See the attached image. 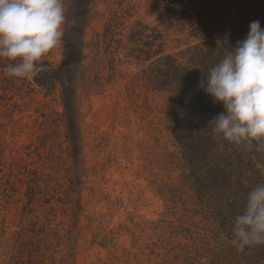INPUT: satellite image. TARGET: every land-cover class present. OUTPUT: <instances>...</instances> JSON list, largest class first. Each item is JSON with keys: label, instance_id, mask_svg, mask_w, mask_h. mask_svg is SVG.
Returning a JSON list of instances; mask_svg holds the SVG:
<instances>
[{"label": "rangeland", "instance_id": "rangeland-1", "mask_svg": "<svg viewBox=\"0 0 264 264\" xmlns=\"http://www.w3.org/2000/svg\"><path fill=\"white\" fill-rule=\"evenodd\" d=\"M128 3L133 18L115 26ZM64 6L61 43L40 61L50 68L12 79L3 75L10 61H0V264H205L215 257L236 264L231 226L216 211L221 202L191 187L177 140L176 90L155 84L129 57L134 23L161 32L172 55L200 39L163 0ZM68 40L83 55L78 64H64ZM47 70L57 72L53 85L41 74ZM231 147L225 151L237 165L264 178L255 142Z\"/></svg>", "mask_w": 264, "mask_h": 264}, {"label": "trees", "instance_id": "trees-1", "mask_svg": "<svg viewBox=\"0 0 264 264\" xmlns=\"http://www.w3.org/2000/svg\"><path fill=\"white\" fill-rule=\"evenodd\" d=\"M163 3L167 12L184 22L191 35L200 39V43L190 46L184 53L168 54L164 50L165 36L161 32L154 30L153 34H148L147 31H151L149 27L134 23L128 35L129 43L133 44L129 48V57H134L145 66V74H149L148 79L153 78L155 84L161 83L176 90L173 94L176 95V110L181 119L176 126L177 140L184 151L182 156L189 171L192 169L193 177H189L191 187L200 191L199 186H203L218 198L221 204L216 207V211L223 217L221 222L231 226L234 216L243 207L247 193L255 186L264 184V178L258 171H252L251 166L244 163L237 165L232 155L225 151H232V142L214 134L212 126L208 125L214 115L223 111V107L214 105L211 97L199 85L224 55L225 50L217 48V39L222 40L230 33L231 45L235 46L237 40L247 36L251 22L259 20L264 28V0H163ZM114 18L115 26H120V20L129 24L133 18L131 3L122 10L121 15H114ZM81 24V21L77 23L82 28ZM125 27L127 29L129 26ZM64 46V64L80 63L83 55L77 45L68 40ZM38 67L50 68V65L48 62H39ZM41 74L49 76L50 85L56 82V71L47 70ZM36 81L40 86L48 85ZM192 127L202 132L200 140L192 135L195 131L190 130ZM201 144L205 153L201 150ZM216 156L223 161L224 166L217 161ZM207 158H211L210 162H205ZM214 212L212 208L211 212L206 213V225L213 220ZM228 233L230 235L231 228ZM214 255L219 254L214 252ZM235 258L236 264H264V246L251 247L244 252L235 249ZM222 261L215 257L205 264H223ZM197 264H200V260Z\"/></svg>", "mask_w": 264, "mask_h": 264}, {"label": "clouds", "instance_id": "clouds-1", "mask_svg": "<svg viewBox=\"0 0 264 264\" xmlns=\"http://www.w3.org/2000/svg\"><path fill=\"white\" fill-rule=\"evenodd\" d=\"M64 0H0V61H10L3 75L29 79L39 62L59 47L64 35ZM230 33L217 39L224 55L199 87L223 111L208 125L216 135L264 151V28L259 20L247 36L231 45ZM232 246L244 252L264 246V184L252 188L231 223Z\"/></svg>", "mask_w": 264, "mask_h": 264}]
</instances>
